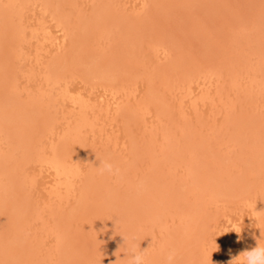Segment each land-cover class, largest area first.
<instances>
[{
  "label": "rangeland",
  "instance_id": "374dc122",
  "mask_svg": "<svg viewBox=\"0 0 264 264\" xmlns=\"http://www.w3.org/2000/svg\"><path fill=\"white\" fill-rule=\"evenodd\" d=\"M257 244L264 0H0V264Z\"/></svg>",
  "mask_w": 264,
  "mask_h": 264
},
{
  "label": "clouds",
  "instance_id": "9594fccd",
  "mask_svg": "<svg viewBox=\"0 0 264 264\" xmlns=\"http://www.w3.org/2000/svg\"><path fill=\"white\" fill-rule=\"evenodd\" d=\"M99 170L101 174L107 173L112 176H118L120 174V169L107 161L100 162ZM240 256H243V264H264V246L257 244L255 247L245 250L238 257L230 260L229 264H236ZM176 259V251L174 249L169 250L165 257L166 264H175ZM127 264H147L145 250H141L140 246L139 250L136 247L131 248Z\"/></svg>",
  "mask_w": 264,
  "mask_h": 264
}]
</instances>
